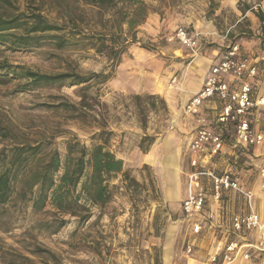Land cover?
<instances>
[{
	"label": "rangeland",
	"instance_id": "obj_1",
	"mask_svg": "<svg viewBox=\"0 0 264 264\" xmlns=\"http://www.w3.org/2000/svg\"><path fill=\"white\" fill-rule=\"evenodd\" d=\"M141 1L146 6L145 19L128 31L121 21L136 0H123L108 10L82 0H9L10 4L0 0V13L38 12L48 22L63 27L50 34L68 40L61 48L50 36L26 48L0 44V61L13 66L46 74L107 73L111 67L95 51L94 34L118 31L128 42L119 65L104 82L93 78L72 85L67 80L18 91L21 81L0 79V128H6V137L0 130V166L15 146L39 142L47 144V150L56 148L63 163L66 140L77 137L89 149L98 142L93 137L105 129L112 132L108 149L136 180L124 181L120 174L109 177L110 198L103 205L80 199L90 212L86 221L60 213L50 203L40 211L33 210L31 202L18 198L16 183L10 198L0 202V264H188L201 260L195 246L192 253L185 251V244L193 242L192 218L185 216L180 207L193 128L191 118L182 111L180 95L187 91V67L192 59H181L166 37L176 27L198 32L204 40L199 56L205 55V49L223 51L229 44L254 41L261 37L260 24H252L250 11L243 19L239 8L250 6L256 10L263 0ZM133 31L136 38L132 41ZM4 74L0 71V78H5ZM137 82L150 85L155 93L137 94L133 91ZM62 104L74 107L65 109ZM146 135L154 137L149 154L139 148ZM165 137L179 151L170 154L168 164L164 154L156 150ZM142 146L148 147V142ZM215 161L217 170L230 169L247 187L260 191V167L240 151L223 154ZM62 172L60 168L57 178ZM239 203L235 199L234 207L238 208ZM194 237V244L204 247L211 236L204 226L202 233ZM37 248L48 251L38 252Z\"/></svg>",
	"mask_w": 264,
	"mask_h": 264
},
{
	"label": "trees",
	"instance_id": "obj_2",
	"mask_svg": "<svg viewBox=\"0 0 264 264\" xmlns=\"http://www.w3.org/2000/svg\"><path fill=\"white\" fill-rule=\"evenodd\" d=\"M85 4L99 9H113L123 0H82ZM134 7L125 14L121 23L126 24L127 30L132 31L140 25L146 16V6L141 0H136ZM10 4L9 0H2ZM242 18L246 19L245 13L252 12L260 22L261 40L264 43V12L258 7L253 10L250 6L240 9ZM247 21V20H246ZM63 27L48 22L40 13L32 12L30 15L15 14L4 15L0 13V44L9 45L12 49L26 48L39 43L40 39L50 36L55 39L58 48L67 43V38L60 34H50L61 31ZM96 41L93 43L95 51L103 55L110 64L107 73H92L81 75L76 72H61L57 74L41 73L25 66L11 65L7 61H0V71L5 78H15L21 82L17 84L18 91H26L34 87L62 83L69 81L72 85L84 84L93 78L100 82L108 80L113 69L121 60V56L127 50V40L122 39L118 31L111 35L104 32L95 33ZM132 41L136 38V32H132ZM135 98H139L138 95ZM65 105L74 107L70 104ZM2 133L6 128H0ZM8 131V130H7ZM112 132L102 129L97 138L98 142L87 148L77 137H71L65 142L66 157L62 163L56 148L47 150L48 145L39 142L37 144H21L15 146L10 156L6 155L1 160L0 166V202H6L13 193V185L18 183L17 195L21 200L31 202L35 211L42 210L50 203L58 212L78 216L86 221L90 217L88 208L79 201L83 199L92 205H103L110 198L108 178L120 174L124 181L127 179L136 183V180L123 170L121 159L108 149ZM6 137V134H2ZM144 141L148 147H143ZM154 142V137L143 136L139 148L146 153L149 146ZM63 166V167H62ZM63 169L57 178V173ZM89 170V171H87ZM18 177V178H17ZM78 186L79 192L74 194ZM83 210V212H81ZM61 220L59 225H62ZM58 227V226H57ZM38 252L48 251L37 248Z\"/></svg>",
	"mask_w": 264,
	"mask_h": 264
},
{
	"label": "built area",
	"instance_id": "obj_3",
	"mask_svg": "<svg viewBox=\"0 0 264 264\" xmlns=\"http://www.w3.org/2000/svg\"><path fill=\"white\" fill-rule=\"evenodd\" d=\"M200 37L198 32L176 27L166 40L186 48L189 58L194 59L198 55ZM257 75V62L246 56L239 44H229L184 106L196 123L187 147L188 171L181 200L182 212L194 220L192 234L199 235L204 226L208 229V225L216 224L214 212L206 210L211 201L221 203L225 192H235L244 201V210L231 215L228 230L211 232L213 242L206 264H231L252 257L264 261V221L255 209L253 190L243 186L228 170L217 171L209 165L224 154L223 147L228 141L232 148L255 147L264 141V127L260 128L264 95L255 90ZM211 99L220 102V109L215 120L208 122L202 108ZM258 176L264 190V164ZM250 232H254V240L245 237ZM193 249L194 242L188 241L186 253H192Z\"/></svg>",
	"mask_w": 264,
	"mask_h": 264
},
{
	"label": "crops",
	"instance_id": "obj_4",
	"mask_svg": "<svg viewBox=\"0 0 264 264\" xmlns=\"http://www.w3.org/2000/svg\"><path fill=\"white\" fill-rule=\"evenodd\" d=\"M260 8L264 12V0L261 2ZM250 19H251V22L253 25H255L257 22L260 24L258 18L254 14L252 15V18H250ZM203 41H204L203 38L200 37L199 55L202 54V49H203L202 43H203ZM239 45L241 47V51L246 56L250 57L251 59H253L254 61L257 62L258 75H257V78L255 80V85H256L255 90L258 94L264 95V43H262L261 37H258L254 41L251 40L250 42H246V43L239 44ZM171 46L174 47L173 50L175 53L180 52L179 57H181V59L185 60L186 58H188V61H189V53H188V50H186V48H184L183 46H181L177 43H171ZM182 53H184L185 55H182ZM204 53H205V55H202V56L197 55V57H195L194 59H192V61H190V63H188V67H187L188 76H187V80L185 82L186 83L185 89H187V91L182 92L180 95V100L183 102L182 111L185 114H187L184 110L185 104L187 103L189 98L201 87L203 79H204L205 75L207 74L210 66L220 58L222 50H220V49H217V50L216 49H208V50L205 49ZM198 61H199V63H198ZM133 91H135L137 94L141 93V92L155 93V92H152L150 85L142 84V83L136 84ZM219 109H220V102L217 99H211L209 101H206L203 104L202 112H203V115L206 117V120L208 122H211V121L215 120V116L218 113ZM188 116L191 118L192 123H193V128H192V132H193L194 128L196 127V123H195L194 118H192L190 115H188ZM260 118H261L260 128L261 127L263 128L264 127V115H261ZM189 141H190V139H189ZM229 143H230V141L225 143V145L223 147V151H224L225 156L227 154H230L232 151L238 150V151H240V154H243L245 157H247V159H250L252 161V163L256 164L257 166L260 167L262 164H264V141L255 147H249V148H232ZM156 150H159V152L161 154H164L163 158H164L165 164L169 163L170 154H173V155L179 154L178 148H176L175 146L173 147V145L170 142L169 137H165L164 140L162 141L161 145H160V148H157ZM149 153L150 152H148V153L146 152L143 154H149ZM188 157H189V155L186 156L187 159H186V164H185L186 165L185 166V174L188 170ZM176 159L178 160L177 155H176ZM215 162H212L209 165L211 167H214L217 170L218 167L215 165ZM245 163H247V162L245 161ZM217 171H219V170H217ZM228 171L230 172V169ZM231 173H233V172H231ZM234 175L236 176V174H234ZM239 180L241 181L240 178H239ZM257 181L260 184L259 178L257 179ZM241 183L243 186L247 187V185H245L242 181H241ZM248 188H251V187H248ZM166 191H167V194H170L171 190L168 189ZM184 193H185V189H184ZM254 194H255V196H254L255 209H256L257 213L259 214L260 219L262 221H264V191L260 189V191L259 190L256 192L254 191ZM183 197H184V194H183ZM183 197L181 198V200L183 199ZM235 199H237L241 202V203H239L238 208L234 207ZM181 200H180V207H181ZM169 201H172V200H169ZM229 201H232V203H229ZM208 209L209 210H206V211H213L214 212L215 223H216V224H212V227H209V225H208V229H207L208 234H210V236H211L210 242L208 245L204 246L205 248L202 246L200 247L199 243L196 242V244H194L195 250H197V252H199L201 260H199V261L191 260V261H189L188 264H206V262L208 261V254H209V252H211V250H210L211 244L213 242L212 241L213 235L211 232H214L216 230L218 231V229L220 232L221 231L224 232V231L228 230L230 227L229 220H230L231 215L233 213L242 212L244 210V201L235 192H225L224 198L221 201V203L218 204V203L211 201ZM193 221L194 220L192 219L191 222H193ZM214 228H215V230H214ZM245 237L249 238L251 240H254L255 234H254V232H250V233L246 234ZM194 238H196V237H194V235H193V242L195 243ZM198 248L201 250L203 249L202 252ZM231 264H264V261L261 260V258H259V257H252L250 260L238 259Z\"/></svg>",
	"mask_w": 264,
	"mask_h": 264
},
{
	"label": "bare ground",
	"instance_id": "obj_5",
	"mask_svg": "<svg viewBox=\"0 0 264 264\" xmlns=\"http://www.w3.org/2000/svg\"><path fill=\"white\" fill-rule=\"evenodd\" d=\"M198 63H199V61H198ZM192 67V66H191ZM193 68V67H192Z\"/></svg>",
	"mask_w": 264,
	"mask_h": 264
}]
</instances>
